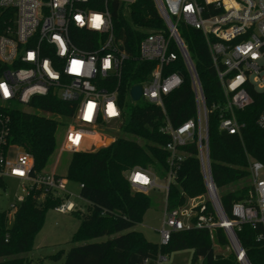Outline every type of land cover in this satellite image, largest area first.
<instances>
[{
  "label": "built area",
  "instance_id": "obj_1",
  "mask_svg": "<svg viewBox=\"0 0 264 264\" xmlns=\"http://www.w3.org/2000/svg\"><path fill=\"white\" fill-rule=\"evenodd\" d=\"M134 2L104 0L103 5H98L95 0H0V84L8 91L5 97L4 89L0 88V191L6 194L11 185H15L13 201L1 208L9 224L21 203L33 192H40L39 202H44L50 191L54 195L66 194L63 176L55 170L35 169L33 155L11 140L13 112H33V99L50 93L74 101L73 120L58 146V156L64 152L88 150V144L95 145L92 149L95 150L99 148V141L104 144L105 138L111 136L110 132L122 120L119 87L124 61L129 57L116 36L113 10L129 18ZM154 2L164 26L147 29L139 45L137 60L153 64L148 78L140 84V99L163 107L165 97L184 82L182 66L191 79L196 117L177 126L166 117L161 126L160 131L170 137L165 145L169 152V168L164 178L141 167L128 170L126 176L135 190H164L166 203L160 229L161 244H167L174 231L206 228L217 251L231 252L240 264H251L237 229L244 223L264 227V163L249 158L251 193L233 204L232 217H229L212 174L208 139L210 110L198 71L179 32V24L183 21L204 33L224 93L223 109L228 113L222 116L220 128L231 134H241L244 124L237 119L235 111L252 103L250 86L264 90V0ZM95 15L101 17L99 28L91 26ZM77 17L82 18V22ZM77 41L91 48L84 49ZM74 61L79 62L78 68ZM257 125L264 130V108ZM192 141L198 146L206 195L189 205L170 209L167 207L168 191L175 181L179 163L189 154L183 147ZM159 179H164V183L159 184ZM75 208V203L69 199L56 207L60 212ZM216 228H222L227 236L224 250L217 244ZM258 239L264 241V228Z\"/></svg>",
  "mask_w": 264,
  "mask_h": 264
},
{
  "label": "trees",
  "instance_id": "obj_2",
  "mask_svg": "<svg viewBox=\"0 0 264 264\" xmlns=\"http://www.w3.org/2000/svg\"><path fill=\"white\" fill-rule=\"evenodd\" d=\"M95 1L98 5L104 3V0ZM113 16L120 47L129 55L124 61L119 87L122 120L109 145L71 152L66 178L79 183V193L88 202V212L76 211L80 224L63 264H158L160 256L167 257L175 250L186 248L193 249L191 264H240L233 253L215 249L206 228L174 231L167 244L150 241L143 232L133 229L152 206V199L149 194L131 187L126 172L141 167L154 171L160 178L165 177L169 168V152L165 145L170 137L160 128L166 117L176 126L196 117V101L191 79L182 66L184 82L165 97L163 107L144 99L136 102L131 99V88L142 84L153 67L152 63L136 58L141 39L147 29L162 28L164 23L154 0H135L129 18L116 10H113ZM179 32L204 89L210 110L208 139L212 174L218 188H223L220 194L224 210L232 217L233 204L248 198L251 193L249 158L264 163V130L257 125V118L264 108V90L250 86L252 103L235 111L237 119L244 124L241 134L222 130L221 118L228 113L223 109L225 97L204 33L183 21L179 24ZM77 44L84 49L91 48L80 41ZM33 104V112H13L11 140L33 155L35 169L49 171V165L58 155V130H66L72 122L76 102L50 93L35 97ZM183 149L189 154L179 163L175 181L170 185L167 202L170 209L185 204L187 197L206 192L196 142L192 141ZM39 193L33 192L21 203L11 224L0 207V264H41L25 254L33 247L47 209L59 206L69 194L54 195L50 191L44 202H39ZM263 228L261 224L253 227L244 223L237 229L251 264H264V241L258 239ZM104 236L110 238L95 240ZM215 236L217 244L224 250L228 244L224 230L216 228Z\"/></svg>",
  "mask_w": 264,
  "mask_h": 264
},
{
  "label": "rangeland",
  "instance_id": "obj_3",
  "mask_svg": "<svg viewBox=\"0 0 264 264\" xmlns=\"http://www.w3.org/2000/svg\"><path fill=\"white\" fill-rule=\"evenodd\" d=\"M117 129V127L114 128V131L110 132L111 136L108 135L105 138L104 144L99 142L97 147L109 145L112 141L110 140L106 142V140L108 137L112 138L113 134L117 132ZM64 133V128L58 130L57 137L59 143L62 142ZM94 148L95 145L93 144H88L87 146L88 150ZM70 157V152H64L59 156L57 155L49 165L48 169L49 171L51 169L55 170L59 175L65 178L66 193L69 194L68 199L75 203L76 208L73 211L68 212H60L56 208L47 209L43 225L35 235L33 247L25 254L35 263L63 264L68 250L73 246L71 243L73 234L80 224V216L76 211H82L81 214L88 212V202L80 196L79 183L66 178ZM158 183L163 184L164 179H159ZM7 191L6 194L0 191V207L2 209L6 208L9 202L13 201L15 185H11ZM219 191L222 192L223 188L219 189ZM145 193L150 195L152 206L145 212L142 221L137 223L133 229L143 232L148 240L160 243V229L163 224V214L166 203L165 192L161 188H155ZM205 195L206 192L197 197H187L184 205L196 202L205 197ZM108 238L110 237L104 236L96 238L95 240L101 241L107 240ZM192 258L193 249H180L171 252L165 257V259L160 257L158 264H191Z\"/></svg>",
  "mask_w": 264,
  "mask_h": 264
},
{
  "label": "water",
  "instance_id": "obj_4",
  "mask_svg": "<svg viewBox=\"0 0 264 264\" xmlns=\"http://www.w3.org/2000/svg\"><path fill=\"white\" fill-rule=\"evenodd\" d=\"M130 95L134 101H139L142 95V88L140 85H135L134 87L131 88L130 90ZM113 141L111 137H108L106 142L108 141Z\"/></svg>",
  "mask_w": 264,
  "mask_h": 264
},
{
  "label": "clouds",
  "instance_id": "obj_5",
  "mask_svg": "<svg viewBox=\"0 0 264 264\" xmlns=\"http://www.w3.org/2000/svg\"><path fill=\"white\" fill-rule=\"evenodd\" d=\"M94 17H99L100 19L99 20H96V21H93V23H92V27H95V28H99V26H100V23H101V17L99 16V15H95ZM32 54H30V56H31ZM254 58H255V54H254ZM107 63V62H106ZM105 63V64H106ZM106 67V66H105ZM77 68H78V66H77ZM0 88H6L3 84H0ZM7 89V88H6ZM7 93H8V91H7ZM5 95V97H7L8 96V94H4Z\"/></svg>",
  "mask_w": 264,
  "mask_h": 264
},
{
  "label": "snow or ice",
  "instance_id": "obj_6",
  "mask_svg": "<svg viewBox=\"0 0 264 264\" xmlns=\"http://www.w3.org/2000/svg\"><path fill=\"white\" fill-rule=\"evenodd\" d=\"M99 19H100L99 17H93V21H96V20H99ZM77 20L82 22V18H80V17H77ZM73 63H74V65H77V66H78V64H79V62H75V61H74ZM46 66H47V65H46ZM105 66L107 67V63L105 64ZM3 89H4V94H8V93H7V89H6V88H3ZM112 114H114V113H112ZM21 174H22V173H21ZM137 178H138V179H142V178H140V177H137ZM143 182L146 183V182H147L146 179H144Z\"/></svg>",
  "mask_w": 264,
  "mask_h": 264
}]
</instances>
